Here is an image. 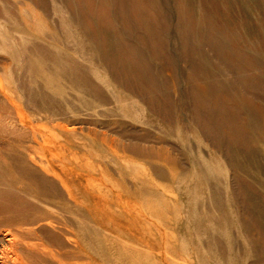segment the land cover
Here are the masks:
<instances>
[{
    "label": "rangeland",
    "instance_id": "374dc122",
    "mask_svg": "<svg viewBox=\"0 0 264 264\" xmlns=\"http://www.w3.org/2000/svg\"><path fill=\"white\" fill-rule=\"evenodd\" d=\"M0 264H264V0H0Z\"/></svg>",
    "mask_w": 264,
    "mask_h": 264
}]
</instances>
